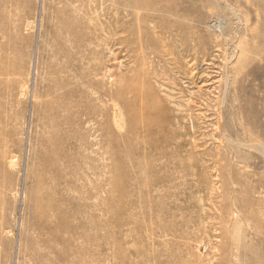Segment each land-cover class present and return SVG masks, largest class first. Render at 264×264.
Wrapping results in <instances>:
<instances>
[{
	"label": "rangeland",
	"instance_id": "obj_1",
	"mask_svg": "<svg viewBox=\"0 0 264 264\" xmlns=\"http://www.w3.org/2000/svg\"><path fill=\"white\" fill-rule=\"evenodd\" d=\"M0 264H264V0H0Z\"/></svg>",
	"mask_w": 264,
	"mask_h": 264
},
{
	"label": "bare ground",
	"instance_id": "obj_2",
	"mask_svg": "<svg viewBox=\"0 0 264 264\" xmlns=\"http://www.w3.org/2000/svg\"><path fill=\"white\" fill-rule=\"evenodd\" d=\"M157 99H158V97H157ZM159 100V99H158ZM160 102V101H159ZM159 104V103H158ZM161 104V103H160Z\"/></svg>",
	"mask_w": 264,
	"mask_h": 264
}]
</instances>
